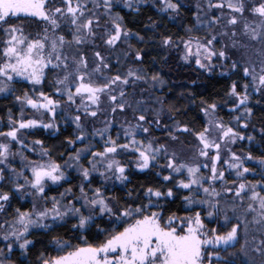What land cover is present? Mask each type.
Masks as SVG:
<instances>
[{
	"label": "snow or ice",
	"instance_id": "1",
	"mask_svg": "<svg viewBox=\"0 0 264 264\" xmlns=\"http://www.w3.org/2000/svg\"><path fill=\"white\" fill-rule=\"evenodd\" d=\"M144 2L146 0H141V3ZM119 3L120 0H59V4L57 0H0V77L3 78L0 81V94L14 93V82H27L33 86L35 95L29 96L25 92L23 97L16 96V100H23L30 108L51 117V122L48 123L37 119H10L14 127L8 132H0V136L10 138V142L19 143L23 147V141L18 137L21 129L42 127L59 131L55 122L59 101L35 87L45 85L48 82L47 75L54 73L55 79L51 81V87L55 94L61 99L66 97L67 104L76 105L77 114L71 119L78 133L75 141L69 139L68 143L79 141L88 145L79 151L74 150V155L64 165L54 161L47 150H43L42 157H47L45 162H28L27 167L31 172L29 179L8 164L9 157L16 155L10 142L0 143V165L5 166L0 167V183L11 182L14 185L13 191L17 194L47 200L45 193L49 184L59 185L62 181L70 183L65 175L66 168L74 167L82 177L80 195L74 197L73 202L62 203L65 195L71 194V189H68L61 194L60 199L51 197L50 208L36 209L34 206L31 212L17 210V220L2 237L8 241L7 253L13 251L14 244L22 250V254H26L30 246H34V242L28 239L31 228L51 233L56 231V227H66L71 223L69 230L73 232V237L67 240L55 237L52 244L56 255L42 256L40 264H237V259L240 264H256L246 251L249 247L248 225L253 224L262 230V238L256 243L253 237L255 246L251 251L254 255H259L260 264H264V174H261L260 181L253 184L246 176L252 170L245 166L246 161L254 159L252 154L241 157L228 147L237 140L247 139L251 142L254 137L246 138L233 127L211 119L208 127L195 133L198 141L197 161L191 164L182 162L175 152L169 154L164 144L157 146L151 140L137 139V133L150 134L152 123L160 126L159 113L153 122L145 126L148 121L144 114L146 102L133 99L130 103L127 89H134L136 83L141 81L150 83L153 87L157 84L162 86L164 81L158 75L141 74L139 69L105 76L104 70L111 66L99 51L94 52L95 60L91 67L82 54V47L94 44L96 39H101L111 48L121 42L127 44L133 37L138 41L144 40L143 36L133 34L124 25V18L118 12H113ZM163 3V11L179 15L182 7L179 0H163ZM124 6L129 9L135 7L139 11L132 0H124ZM207 8L220 10L221 14L209 17L205 24L199 11L197 12V27H206L209 34L203 40L199 37L189 38L184 43L183 59L188 62L190 57H195L198 68L208 72L216 68L213 60L226 61V64H221L222 67H228L233 73L239 70L243 77L256 85L253 91L264 94V0H257L256 3H249L248 0H208ZM225 10L228 13L226 17L223 15ZM246 11L251 15V21L245 17ZM29 19L43 24L41 32L31 38L25 33L23 23ZM222 20L225 21L223 28L217 34L213 29ZM237 26H240L239 37ZM65 30L70 39L61 34ZM218 35L228 38L231 48L239 49L245 55L241 59L232 60L227 52L228 45L216 48L215 45L221 43ZM193 40L196 41L195 44ZM161 44L167 47L173 44V40L168 36L162 39ZM132 55L134 61L144 62V56L139 50ZM242 88L243 91L238 92L237 84L233 82L229 96L235 98L237 109L243 107L242 116L247 118L252 115V109L248 106L249 84H243ZM102 97L108 101V110L112 114L133 109L134 104L138 106L135 111L140 114L134 116V126L124 129L127 143H118L119 134L113 139L108 134L112 122L105 121V127L95 132V135L104 140L102 150L96 151L89 143L91 136L84 134L81 119L82 116L96 118L101 114ZM216 107L212 103L203 111L205 115L214 117ZM242 116H236V121L239 122ZM241 127L248 128V123H243ZM213 129L217 132L215 138ZM175 132L189 133L190 129L177 124ZM168 134L172 140L178 139L172 129H169ZM35 143L40 144L41 141ZM222 143L230 157L224 163L229 170L235 172L239 183L233 181L229 185L225 180V172L217 168V164L221 162ZM123 152L138 154L136 167L140 171L156 167L153 162L164 154L167 159L164 167L170 170V174L163 176L162 180L171 182L178 191L186 190L183 204L185 212L190 214L177 215L163 209V202L173 201L176 195L173 187H148L142 194L143 198L129 192V198L123 202L106 195L101 188L89 189V195L85 188L92 183L93 174L105 182L113 178L120 184L128 181L127 169L117 159ZM200 157L207 162L199 161ZM81 159L87 162V167L80 163ZM258 163L264 167V156L259 158ZM6 168L13 175L6 176ZM201 169H208V175H203ZM181 173L187 174L185 179H174V176ZM21 177L23 182H20ZM9 200V193L0 191V211H3ZM77 201L80 207L76 206ZM238 208H243V213L238 214ZM229 213L232 215L229 216ZM249 216L252 217L251 220L248 219ZM210 225L229 230L217 231L216 227ZM241 230L245 233L244 237L239 236ZM89 238L95 242H90ZM241 238L244 239V246L235 254V258L220 255L221 252L228 253ZM7 253L0 249V256L5 257L0 259V264H11Z\"/></svg>",
	"mask_w": 264,
	"mask_h": 264
},
{
	"label": "trees",
	"instance_id": "2",
	"mask_svg": "<svg viewBox=\"0 0 264 264\" xmlns=\"http://www.w3.org/2000/svg\"><path fill=\"white\" fill-rule=\"evenodd\" d=\"M181 5L182 13L180 20L183 22L181 28L182 35H184L186 31L189 30L201 32V34H204L205 31L207 33V28L202 29V27L198 28L196 25L194 26V17L196 16L197 11H195L194 14L193 2L191 0H182ZM144 12L147 13L145 14V16L150 15L149 11H147V8ZM151 20L147 21L149 25L146 27L142 25V16H139L138 20H135L136 22L141 24H139L140 26L133 25L132 28L140 32L143 35L144 40L138 41L136 38H134V40L138 41L137 44H135V48L132 45L133 40H129L130 45L133 47L134 51L137 49L144 56V62H138V64L143 66L147 70L149 69L152 72L159 71L158 75L165 81V87L158 88L156 85L155 87L152 86L151 89V94L162 97V111L164 112H161L159 114V120L161 122L160 126L163 125L167 126L166 128H168V126H170L171 124L178 122L180 126H187L190 129V132L186 133L187 135L194 137V134L199 132V130L203 129L204 127L205 117L203 109L212 103H215L219 106L220 109H222L223 106L228 102V100H230L229 91L231 84L236 81L238 76L240 75L239 73H235L232 75V77H227L224 75H219L216 72H208L199 68L195 69L190 65L184 66L180 64L179 66V64L175 61H170L169 63H167L166 56L169 54L168 46L163 47L161 44L162 39L165 38V35L162 33L164 31L163 26H158L155 22H153L155 20H152V22ZM159 21H161V19L158 20V22ZM222 28L223 26L220 27V25H218L217 27H214L213 31L215 33H218ZM129 48L130 47H126V44H124L123 42L119 43L118 45L117 53L120 57L119 69H126V66H122V64L126 60L127 50H129ZM241 53L243 52L240 50L238 51V53L236 52V55H240ZM124 64H126V62ZM167 66L168 70H166ZM142 86V84H139L134 88L137 91V89L140 90V87ZM239 89L240 85L239 87H237V90ZM249 107H251L252 109V124L250 129L248 130L247 137L252 136L254 137V139L251 142L248 141L247 145L243 146L242 148L251 153L253 157L257 158L260 155L264 156V132H262V130H264V110L254 107L253 102L249 105ZM117 113L120 117V112ZM14 116L15 112L12 103L9 105L8 101L6 102V104H3V102L0 101V131L2 128L6 130L9 129V127L11 126L10 117ZM125 116L126 114L124 113V117ZM221 116L229 120V116H231V113L225 110L224 113H221ZM107 117V121H110L109 118L111 116L107 115ZM148 119L151 120L152 117H148ZM104 123L105 121L103 120L102 126H104ZM145 124L148 125L147 122H145ZM95 128H97L96 125H94V129L91 127L92 130L86 131V133L88 136H91V139H93V141H91L90 139L92 144H95L96 141H99V143L101 142L100 145L102 150L104 140L100 136L95 135ZM101 128L102 127L98 129ZM117 129L120 128L114 127L108 134L111 135L113 139H116L117 134H119L120 139L118 140V143H121L123 142L121 139V133L124 132H121ZM150 129L153 130L155 134H160L159 126L153 124ZM77 132L78 130L76 129L75 125L68 126L66 130H60L58 134L59 136L55 138L50 136V131L42 127L33 128L30 129V131H21V140L23 141V147L21 146L22 148L20 154L15 151L16 142H10V139L6 138V143L10 142L12 151L16 153L15 156L9 157L8 164L11 168L18 169L16 170L17 172L23 171V176H26L30 179L31 173L27 165L28 161H31L30 159L32 158V156L30 155L29 148L30 146L34 147L35 145L36 147L41 149V152L43 150H47L50 157L54 161L63 164L71 154H74V150L71 149V144L68 143V140L75 139ZM36 141H41V143L37 144L35 143ZM167 141L170 143V145L166 144ZM159 142L164 144L168 148V151H178L180 155H178V153L176 155L182 162H189L183 161L184 157L186 159H190V157H193V152H188L189 150L185 151L181 148V146L176 147V143L172 141L169 136L159 139ZM21 157H23L22 160L26 159L24 160L27 162L25 165L24 163L19 162ZM135 158L136 154H133L131 152H124L117 157V159L120 160L121 164L124 165L127 169L126 174L128 175V181L125 182V184H120L119 181H115L114 178L112 179V181L108 180L105 182L102 181V178L98 177L96 174H93L92 183L90 185H87L86 187L88 189L101 188V190L104 191L106 195L119 199L121 200V202H123L124 199L129 198V192H132L133 196L140 195L141 198H143L142 194L148 187H159L162 189L166 187H173V184L171 182H165L162 180L163 176L170 174V170L164 167V165H166L167 163L165 155L161 154L157 157V160L153 162L157 165L156 167H150L149 169L144 171H140L136 168L137 162ZM80 163L87 167V163L84 159H82ZM6 171H8L7 168L5 169V173ZM157 173H159L160 175H157ZM68 180L70 181V183L67 186L64 185V188L71 189V191L76 195L75 185L79 182H82V177L79 174L74 173L73 177H69ZM1 184L2 183H0V185ZM57 187H49L47 193L45 194L48 198L47 200L37 198L35 200V208H50L52 206L51 197H56V195L53 193L57 192L55 191V188ZM175 190L176 189L173 187V191L176 194L173 201L163 202V209L165 211L175 212L177 215L189 214L184 210L183 197L179 194V191ZM24 197H26V195L21 194V198L18 196V194L14 196L12 195V199L8 206H6V210L0 211V249H3L6 253V245L8 241H5L2 237L4 235V231L6 232L8 230L6 226H3L4 223L10 221V223L13 224L17 220L18 209L20 210V212H31L34 210V201L31 199H23ZM146 202L147 201H145V203ZM76 206L79 207L77 203ZM3 216H8V220L6 218L3 219ZM74 222L75 221L73 220L72 223ZM70 228L71 223H69L66 227L58 226L56 227V231L51 233H48L47 230L31 228L28 234V239L34 242V246H30V249L26 254H22V250L14 244L13 251L11 253H7V256L10 258L11 264H40V259L42 256L56 255V252L53 250L54 245L52 244V240L55 237H62L66 240L71 239L74 234L69 230ZM258 237L259 236L257 235L255 238ZM89 239L90 242H95V240H92V238ZM226 255L227 253H225V255H222V257L229 258ZM4 258V256H0V259ZM237 264H240L239 259H237Z\"/></svg>",
	"mask_w": 264,
	"mask_h": 264
},
{
	"label": "rangeland",
	"instance_id": "3",
	"mask_svg": "<svg viewBox=\"0 0 264 264\" xmlns=\"http://www.w3.org/2000/svg\"><path fill=\"white\" fill-rule=\"evenodd\" d=\"M159 1V0H157ZM193 2V10L194 12L195 11H199V14L201 16V19L202 21H204V23L206 24L207 20L209 17L211 16H214V15H220V10H217V9H208L207 8V3H208V0H191ZM213 2H218V0H213ZM249 3H256L257 0H248ZM199 6V7H198ZM205 13H207L208 15L206 16ZM223 15L226 17L228 15L227 13V10L224 11ZM197 16V14H196ZM196 16L194 17V20H195V24L194 26L196 25L197 26V21H196ZM245 17L251 21L252 17L251 15L246 11L245 12ZM224 20L221 21L222 24H220V27L223 26L224 24ZM218 26V25H217ZM215 26V27H217ZM193 28V27H192ZM199 28V27H198ZM203 28H206V27H202ZM199 31V30H198ZM221 31V30H220ZM197 37H199L201 40L203 39L202 37H200L202 34L201 32H195ZM221 40V43L219 44H216V48L220 49L223 45H228L229 47L227 48V52L229 53V57L232 59V60H238V59H241V57L243 55H245V53H241L240 55L237 54L236 55V52L238 53V51H240L239 49H232L231 48V42L228 44L227 43V40L226 38H223V39H219ZM137 40H134L133 39V47L135 48V44H137ZM196 42V41H195ZM195 42L193 41V44H195ZM184 43L185 42H182V59L181 61L183 63H186V64H189V63H195V57H190L189 61L186 62L183 57L185 55V49H184ZM125 44V43H124ZM130 45V42L128 41V43L126 44V47H128ZM257 49L259 48V45L256 46ZM233 50V51H232ZM134 59H131V60H128L126 59L122 66H126L127 64H129V62L135 64L134 62ZM126 62V64H124ZM213 63L216 64V68L211 71V72H216L217 74L221 75V73H228L227 75H224V76H230L232 77L233 74L235 73H239L240 76H238L237 80L234 81L236 84H237V87H239L240 85V89L237 90L238 92H242L243 91V88H242V85L243 84H249V89H248V92H249V96H250V100H249V103L248 104H251L252 102L255 104L256 107H264V94H261L259 92H255L253 91V88L256 87V85L252 84L251 81L246 78V77H243L242 76V73L237 70L235 73L233 72H230L229 71V68L228 67H222L221 64H226L227 62L226 61H217V60H213ZM120 65V63H119ZM137 67H139L138 64H135ZM143 69H145L143 67ZM205 71V70H204ZM159 74V71H155V72H152L151 75H158ZM150 75V76H151ZM159 76V75H158ZM160 77V76H159ZM162 80L163 78L160 77ZM19 79V78H17ZM0 81H3V78L0 77ZM164 81V80H163ZM139 83H142V84H145L143 82H139ZM19 87L18 89L21 91V97H23L24 93L27 92L29 96H33V86L28 84L27 82H24V81H20L18 84H17ZM139 84L136 83L135 86H137ZM165 81H164V84L161 86L159 84H157V87L158 88H162V87H165ZM36 88L40 87V85L38 86H35ZM147 89V90H146ZM152 89V85L149 83V84H145L144 85V89H140L136 92L132 91V94L136 97V99L134 100H138V101H145L146 103L144 104V113L151 109L152 106L149 104L150 101H153L154 105L153 107H157L158 108V111L156 112L157 113H161V112H164L162 111V107H163V104H162V97L161 96H156V95H152L150 94V91ZM6 95H8V93H5ZM3 94V95H5ZM2 96V94H0V97ZM161 101V102H160ZM258 101V103H257ZM12 103V102H11ZM13 105V104H12ZM138 106L134 104L133 106V110H134V114L132 117H124V113H120V117H119V114L116 113V120L114 119V121L112 122V128L113 129L114 127H118L120 129H117L121 132H124V129L128 128L130 125L131 126H134L136 124V119L134 118L135 114L136 113H139V111H135V109L137 108ZM71 109H75V107H71ZM233 109H235V111H233ZM129 110L130 112H132V109H127ZM227 111V112H230L231 113V116L229 120H227L225 117L221 116V113H224V111ZM14 112H15V109H14ZM72 112V111H70ZM242 113H243V107L241 106V108L237 109L236 108V100L234 97H230V100H228V102L223 106L222 109L219 108V106L217 105L216 107V110H215V114H214V117L213 116H210V115H205L204 113V117H205V120H204V127H208L209 126V121L211 119H215L219 122H222L224 123L226 126H231L233 127L234 130L238 131L241 133V135L245 136L247 138V134H248V130L250 129L251 127V124H252V119H251V116L250 117H243L242 116ZM39 116H42V114L40 112H38V114L36 112H34L28 105H26L23 100H22V104H21V116H20V119H23L25 121L29 120V119H35V118H38ZM236 116H242L241 120L239 122L236 121L235 117ZM11 120L15 121V116L14 117H10ZM119 119V120H118ZM82 124L84 126V130H85V124L86 123V120L82 119ZM248 123V128H242L241 125L243 123ZM179 124L178 122H175L173 124H171L170 126H168V128H166L167 126H159V131H160V134H155L153 130L150 129V134L148 135H145L143 133H137V139H141V140H151L154 142L155 145H159V144H162L159 142V139L161 138H164V137H167L169 136L168 132H169V129H172L174 134L178 136V139L177 140H172L176 143V147L178 146H181L182 149H184L185 151H188V152H193V157L190 159H186L184 157L183 161H189L187 163L191 164L193 162H196L197 161V150H198V141L196 139V136L194 134V137H191L189 135H187L186 133H176L175 132V126ZM10 127L9 129L11 130L14 125L10 123ZM17 126V125H15ZM145 126H148L147 124H145ZM105 127V123H104V126H102L101 129H103ZM183 127V126H181ZM166 128V129H165ZM8 129V130H9ZM203 129H200V131H203ZM22 131H30V129H22ZM24 133V132H22ZM119 133V132H118ZM20 134H21V131H20ZM84 134L86 136L87 133H86V130L84 131ZM121 139L123 142L121 143H127V140L124 138V133H121ZM22 135V134H21ZM217 135V132L215 129H213V138H215V136ZM75 139H73L74 141ZM91 141H93V139H91ZM91 141H89L90 145L93 147L94 144L91 143ZM76 143V142H75ZM248 143V140L245 139V140H237L235 144H229L228 147L231 148V151L232 152H235L237 155L243 157L245 155H247L249 152L244 150L242 147L247 145ZM166 144L170 145V143L167 141ZM73 146V145H72ZM88 145L86 144H83L81 142H78L76 144V146L74 147L73 150L75 151H79L81 148L83 147H86ZM174 146V145H173ZM25 147V146H24ZM28 149V147H27ZM187 149V150H186ZM192 150V151H191ZM241 150V151H240ZM29 151H30V155L32 156V158L30 159L31 161H40L41 163L45 162V160H47L46 157H42V152H41V149H39L38 147H36V145L34 147L30 146L29 148ZM169 154L172 153V152H175L176 154L178 153V155H180V153L178 151H174V150H171V151H168ZM124 153V152H123ZM74 155V154H71L70 157ZM164 155V154H162ZM263 155H260L258 156L257 158L254 157V159L252 161H246L245 162V166L246 167H249L252 171L251 173L249 174H246L247 176V179L249 181H251L253 184L257 183L258 181H260L261 179V174H264V167H261L258 163L259 161V158L262 157ZM118 157V156H117ZM23 157H21L20 159V163H24V165L27 163L26 159L22 160ZM88 159H91V157H88ZM136 162L138 161L139 157H138V154H136ZM230 157H229V153L226 151L225 149V145L224 143L221 144V162L217 164V168L218 170H223L225 172V180L227 181V183L229 185H232L233 181H236L237 183H239L240 181L237 180L236 176H235V172L234 171H231L227 168V165L224 163L225 160H229ZM69 160V158L65 161L67 162ZM82 160V159H81ZM199 161H204V162H207L204 160L203 157H200L199 158ZM29 162V161H28ZM65 162L62 164L64 165ZM81 162V161H80ZM87 163V162H86ZM88 166V165H87ZM137 168V167H136ZM25 169V168H23ZM138 169V168H137ZM18 170V169H16ZM139 170V169H138ZM19 173H23V171L19 172ZM31 173V172H30ZM74 173L76 174H79V172L74 168V167H68L66 168L65 170V175L68 177H73ZM201 173L203 175H208V169H201ZM6 176H11L13 175L11 172L9 171H6L5 173ZM80 175V174H79ZM186 173H181L179 176H175V179L179 180V179H185L186 178ZM81 176V175H80ZM31 178V177H30ZM109 181H112V180H109ZM20 182H23V179L21 177V181ZM82 183V182H81ZM81 183H77L75 185L76 187V195L71 191V194L69 195H65L64 199L62 200V203L64 204H67V203H71L74 201V197H78L79 196V186L81 185ZM69 183L68 182H64L62 181L59 185H51L49 184V187H57L55 188V191H57L56 193H53L56 195V198L57 199H60L61 197V194H64L66 193V191L69 189V188H64V185L67 186ZM46 188V193H47V190L49 189ZM13 188H14V185L11 183V182H8V183H2L0 185V191H4V192H9V195H10V200L5 204V207H4V211L6 210V206H8V204L10 203L11 199H12V195H16L17 193L15 191H13ZM64 188V189H62ZM94 189V188H92ZM86 191H89V189L86 187L85 188ZM29 192L31 191V189L28 190ZM175 191H178L177 189ZM45 193V194H46ZM91 192L89 191V195ZM78 194V195H77ZM179 194L183 197L184 194H187L186 193V190H179ZM18 196L21 198V194H18ZM39 198L38 196H29V195H26V197H24L23 199H28V200H33L34 201V206L36 205L35 203V200ZM247 199L245 200V203H247ZM77 205L80 207V203L77 201L76 202ZM199 210V209H198ZM244 209L243 208H238V214L239 213H243ZM190 214V213H189ZM203 214V213H202ZM232 213H229V216H231ZM6 218L8 220V216H3V219ZM249 220L252 219L251 216L248 217ZM234 222V221H233ZM10 221H7L4 223L3 226H6L7 230L9 231L10 230ZM9 227V228H8ZM210 227H216L217 228V231H225V230H229L227 228H220L218 225H210ZM261 229L257 228L255 225L253 224H249L248 225V231H247V240L249 241V247L246 249V251H248V254H249V258L250 259H254L256 264H260V261H261V257L259 255H254L251 251V248L253 246H255L253 244V237H256L257 235L259 236L258 238H255V242L258 243L259 240H260V237H261ZM5 233V231H4ZM245 233L243 232V230L240 231L239 233V236L240 237H244ZM262 238V237H261ZM244 246V239L241 238L239 240V243L234 247L232 248V250H228V253L226 256L228 257H232V258H235V254L239 253L241 248ZM220 255H225V252H221Z\"/></svg>",
	"mask_w": 264,
	"mask_h": 264
},
{
	"label": "flooded vegetation",
	"instance_id": "4",
	"mask_svg": "<svg viewBox=\"0 0 264 264\" xmlns=\"http://www.w3.org/2000/svg\"><path fill=\"white\" fill-rule=\"evenodd\" d=\"M132 2L135 6L139 7L138 12L136 11L135 7L132 9L125 7L124 6V0H123V2H122V0H120L119 5L113 9L114 13L118 12L124 18V25L128 29H130L133 34H138L139 36H143L136 29L132 28L133 25L140 26L139 24H141V23L136 22L135 20H138L139 16H142L143 17L142 25L145 27L149 25L147 21H150L151 19L155 20L153 22H155L158 26H163L164 31L162 33L165 35V37L170 36L173 40V44L168 46L169 54L166 56L167 63H169L170 61H175L179 64V66H180V64L184 65V66L190 65V66H193V68L197 69L198 66L195 63L186 64V63H183L181 61L182 49H183L182 48V42H186L189 38L197 37V35L195 33L197 31H194V30L186 31V33L184 35H182L181 28H182L183 22L180 20L181 19V13H182L181 12L182 7H181L179 15L174 16V14L170 11H168V12L163 11V8H164L163 0H159V1H157V0H146V2H144V3H141V0H132ZM179 2L181 3L182 0H179ZM57 4H59V0H57ZM90 6H91V4H90ZM146 8H147V11H149V13H150L149 16H145V14H147L146 12H144ZM99 11L103 12V9H100ZM194 14H195V12H194ZM160 19H161V21L158 22V20H160ZM152 20H151V22H152ZM23 23L25 24V33L29 34L30 38L34 37L38 33H40L41 29L43 27L42 22L38 23L32 19L24 21ZM102 23H104V21H102ZM61 34L65 35L66 38L70 39V37L67 36L66 30L61 31ZM208 34L209 33L208 32L206 33V31H205V33L204 34L202 33V35L200 37L204 38ZM237 36L238 37L240 36V26H237ZM134 38L135 37L131 38L130 40H133ZM223 38H225V37H220L218 35V39H223ZM226 40H227V43L229 44L230 40L228 38H226ZM193 41L195 42V40H193ZM118 45L119 44H117V46L115 48H111V47L107 46L106 44H104L101 39H96L94 44L84 45L82 47L81 51H82V54L85 55L86 58L88 59L90 67L92 66L93 61L95 60L94 52L99 51L101 53V56H103L105 58L106 62L111 66L109 69L104 70L105 76L115 75V74H117V72L125 74V73H127V71L129 69H139L141 71V74L148 75V76H150L152 74V71H150L149 69L147 70L146 68L143 69V66L139 65L138 62H135V61H134V63L138 64L139 67H137L135 64L129 62V64H127L125 67L126 69H119L120 57L117 53L118 52ZM171 48H172V51H171ZM135 51H134L133 47L131 46L129 48V50H127L126 59L131 60L133 58L132 54H134ZM166 70H168V66L166 67ZM227 77H229V76H227ZM54 79H55L54 73L48 74L47 75V81L48 82L45 85H42V86L40 85V87H38V89L44 91L47 95H50L53 99L58 100L60 103V107L56 110L57 116L55 118V122L59 126V131H55L54 129L44 128V129L51 132V134L50 133L49 134L53 138L59 136L58 134H59L60 130H66L67 127L70 125L73 126L74 124L71 122L72 121L71 118L77 114L75 112V109H71V107H76V105L67 104L66 97L64 99H61V97H59L58 95L55 94V90L51 87V81ZM17 84L18 83H15V82L13 83V87L15 88L14 93H8V95L2 94V96L0 97V101L3 102V104H6V102L8 101V104L10 105L12 102L13 109H15V121L21 120L20 116H21V104H22V100H20V101L16 100V96H21V91L18 89L19 86ZM137 84H142V83L137 82ZM142 85L143 86L140 87V89H144L145 84H142ZM127 90L130 93L129 102L131 103L133 101V99H136V97L132 94V91L136 92V90H135V88L134 89L129 88ZM137 91H138V89H137ZM151 93H152V91L150 92V94ZM32 95L34 96L35 94L33 93ZM102 101H103L102 109L104 112L102 111L101 114H99L96 118H85L82 116V119L86 120V123H84L85 127H86L85 128L86 131L92 130L91 127L94 129V125H96V127H97V128H95V131L98 128L102 127V121L108 120L107 115L111 116L109 118V120L111 122H113L114 119L116 120V115H115L116 113L112 114L107 109L108 101L106 99H104L103 97H102ZM79 103H80V101H79V99H77V104H79ZM149 104L152 106V108L147 110L145 115L147 117H152V119L151 120L148 119L147 123L153 122L154 117H156V112L158 111L157 107H153V105H154L153 101H150ZM249 105L250 104H248V106ZM254 107H256L255 104H254ZM257 108L264 110V107H261V106L257 107ZM32 110L38 114V112L36 110H34V109H32ZM70 111H72V112H70ZM133 112H134L133 109H132V112L125 109L124 113L126 114L127 118L128 117L130 118L133 116V114H134ZM106 113H107V115H106ZM139 114L140 113H136L135 115H139ZM35 119L42 120L45 123L51 122V117L47 114L39 116L38 118H35ZM82 119H81V121H82ZM153 124L154 123H152V125ZM160 124H161V122H160ZM17 126H18V124H17ZM8 131H10V129L6 130V129L2 128L0 132H8ZM20 131H22V129ZM18 137L20 139L22 137L20 132L18 133ZM94 141H95V139H94ZM76 142L78 143L79 141H76ZM0 143H6V137L0 136ZM100 143H99V141L95 142V144H94L95 149L94 150H96V151L101 150ZM75 146H76V143L71 144V149L73 150ZM21 148H22L21 144L16 143L15 151L18 154H20ZM0 167H4V165H0Z\"/></svg>",
	"mask_w": 264,
	"mask_h": 264
}]
</instances>
